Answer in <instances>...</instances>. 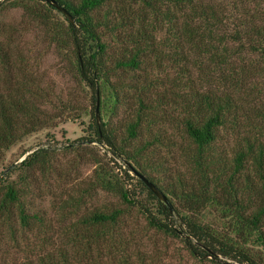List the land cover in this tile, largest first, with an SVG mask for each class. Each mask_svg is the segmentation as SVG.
Here are the masks:
<instances>
[{
  "label": "trees",
  "instance_id": "1",
  "mask_svg": "<svg viewBox=\"0 0 264 264\" xmlns=\"http://www.w3.org/2000/svg\"><path fill=\"white\" fill-rule=\"evenodd\" d=\"M55 1L69 18L48 0H0V162L24 137L67 118L97 144L95 167L84 193L62 200L75 217L56 248L29 207L33 170L49 172L51 153L39 147L0 172V236H33L18 264H131L134 210L200 262L264 264V0ZM7 9L44 31L51 50L43 56L55 54L73 88L40 76V63L11 39ZM97 190L121 206L78 214Z\"/></svg>",
  "mask_w": 264,
  "mask_h": 264
},
{
  "label": "rangeland",
  "instance_id": "2",
  "mask_svg": "<svg viewBox=\"0 0 264 264\" xmlns=\"http://www.w3.org/2000/svg\"><path fill=\"white\" fill-rule=\"evenodd\" d=\"M19 15L20 12L13 9H7L2 14L5 25L8 24L10 28H13L12 41L22 51H25L30 59L33 58L38 64L40 63L39 72H42L40 76L46 74L50 84L55 85L57 89L73 88V83L66 79L67 75L60 76L57 71L56 60L53 57L55 54L43 56L44 50H51L45 40L44 31L37 23L23 20L19 18ZM69 93L82 99V104H85L86 99L78 97L75 91L70 90ZM83 135L84 131L80 122L66 118L54 127L45 128L24 137L5 153L3 161L0 162V172L5 173L13 170L26 154L34 149L43 147L51 153H49L50 158L46 160L48 165H51L49 172L42 173L35 168L33 170L30 186L32 193L30 198L32 199H30L29 207L31 210L38 211L46 221L49 226L46 232L53 244H56L55 248L65 244L59 237L67 236L69 231L67 226L75 217V214L70 215L73 205L60 208L62 200L68 197L79 198L84 193L95 167L92 158L96 156V149L92 144H97L85 142L82 139ZM228 144L232 146L234 141L228 139ZM174 165L178 169L181 163L180 166L176 163ZM113 168L117 171L116 165H113ZM16 173L14 171L11 178H14ZM92 196V200H88V194H86L82 203L76 206L79 208L76 209L78 214L88 212L93 207L121 206L118 197L113 194L97 190L92 193ZM59 215H65L68 218L60 222L57 220ZM127 219L128 236L131 238L127 254L132 260L131 264H137V258L142 255L146 264H211L207 259L200 262L191 258L178 238L169 237L162 232L148 228L137 211L128 213ZM124 228L123 231L126 230V227ZM32 245L33 236L29 232L22 233V230H19L14 240L2 232L0 258L3 259V264H18L23 261L27 258L29 247ZM222 260L226 263L237 264L229 259L222 258Z\"/></svg>",
  "mask_w": 264,
  "mask_h": 264
},
{
  "label": "water",
  "instance_id": "3",
  "mask_svg": "<svg viewBox=\"0 0 264 264\" xmlns=\"http://www.w3.org/2000/svg\"><path fill=\"white\" fill-rule=\"evenodd\" d=\"M56 9L62 12L66 17L69 18L68 13L62 8L55 0H48ZM154 194L155 196L161 200L168 208H170V203L167 198L162 194V192L150 181H148L143 175L137 174L136 175Z\"/></svg>",
  "mask_w": 264,
  "mask_h": 264
}]
</instances>
